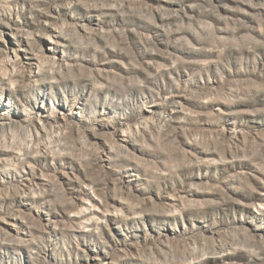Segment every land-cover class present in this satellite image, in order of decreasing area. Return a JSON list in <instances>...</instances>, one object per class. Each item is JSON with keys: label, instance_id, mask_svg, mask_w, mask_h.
<instances>
[{"label": "rangeland", "instance_id": "rangeland-1", "mask_svg": "<svg viewBox=\"0 0 264 264\" xmlns=\"http://www.w3.org/2000/svg\"><path fill=\"white\" fill-rule=\"evenodd\" d=\"M0 264H264V0H0Z\"/></svg>", "mask_w": 264, "mask_h": 264}]
</instances>
